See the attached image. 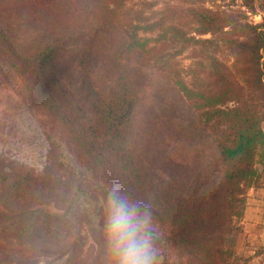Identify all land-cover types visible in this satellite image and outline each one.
<instances>
[{"label": "trees", "instance_id": "trees-1", "mask_svg": "<svg viewBox=\"0 0 264 264\" xmlns=\"http://www.w3.org/2000/svg\"><path fill=\"white\" fill-rule=\"evenodd\" d=\"M99 1L113 4L112 14L124 36L119 44L108 48L114 68L112 78L115 76L110 86L99 84L86 66V57H80L82 84L96 116L97 126L91 132L70 117L69 103L57 95L54 85L63 83L64 76L56 61L59 45L72 43L79 47L83 37L77 31L78 26L88 25L93 30L95 14L82 9L71 13L69 9L76 0H0L1 16L27 17L41 23L51 34L49 40H41L31 51L23 53L0 21V48L6 55H15L10 62L17 73L28 74L32 97L40 108L54 115L68 139L71 153L86 175L97 180L100 187H95L96 190L106 195L107 183L120 184L124 191L145 198L160 221L170 226L169 238L181 250L195 252L203 264H215V260L217 264H229L227 256L233 251L223 245L227 236H236L238 226L232 222L244 216L247 192L258 186L261 177L258 164L264 166V24H251L231 14L221 15L196 6L205 0L168 3L167 9L160 11L163 16L159 19L148 13L151 5L148 1H137L140 8H135L132 0ZM181 2L190 5L185 9ZM192 26L194 30L190 31ZM208 32L217 38L198 37ZM108 34V38L112 37ZM191 43L215 47L224 44L232 62L229 64L218 55H209L204 60L194 55L193 63L184 68L176 54ZM134 50L170 77L194 112L215 127L213 133L224 163L217 206L216 195L212 196L210 185L202 180L201 169L188 187L172 194L173 198L166 199V203L152 199V185L127 131L137 100L132 68L128 65ZM97 130L102 139H98ZM60 151L58 164L70 172L65 192L60 195L64 207L60 212L35 207L33 199L42 192L38 190L34 196L29 192L30 177L15 179L2 191L5 209H0V241L31 250L68 248L66 264H78L83 252L80 233L84 226L100 234L96 241L98 254L99 257L106 254L98 222L101 210L96 205L99 201L92 200L94 193L82 187L83 178L77 170H71L69 159ZM0 179L6 183L9 176L0 173ZM209 196L213 199H207ZM97 261L91 264H98Z\"/></svg>", "mask_w": 264, "mask_h": 264}, {"label": "rangeland", "instance_id": "rangeland-1", "mask_svg": "<svg viewBox=\"0 0 264 264\" xmlns=\"http://www.w3.org/2000/svg\"><path fill=\"white\" fill-rule=\"evenodd\" d=\"M132 1L136 4L135 8H140L141 4L137 1L143 0ZM144 1L151 3V8L147 11L153 19L163 16L160 11H165L168 3L180 4L179 0ZM104 3L99 0H81L79 3L76 0L75 5L69 9L70 12L82 9L95 14L94 29L88 25H79L77 31H81L83 37L80 46L76 47L72 43L59 45L56 53V61L60 64L59 70L64 73L62 79L65 84L64 86L62 82L55 83L56 93L68 101L67 110L70 117L84 124L85 129L90 132L96 129V116L90 97L82 84L84 76L83 67L79 64L80 57H86V66L90 68L92 77L99 84L110 86L115 76L112 78L114 68L108 58V48L119 44L121 36H124L112 14L113 4ZM181 5L186 9L190 3L181 2ZM196 6L221 15L231 14L251 24H264V0H205ZM175 20L176 18L171 21ZM0 21L14 39L18 50L23 53L31 51L41 40L50 39L51 34L46 27L27 17L0 15ZM193 27L190 31L194 30ZM108 33H111L112 37L108 38ZM198 37L217 38L210 32L199 34ZM176 49L179 47L174 51ZM141 55L140 51L134 50L128 64L132 68V82L137 92V100L127 131L133 147L135 144L134 152L142 161L145 176L152 185V199L158 203H166V199L173 198L172 194L175 195L177 191L188 187L197 170L201 169L204 174L202 180L210 185L212 196L216 195L217 206L218 190L223 182L224 163L213 133L215 127L194 112L170 77L162 74L154 62ZM194 55L203 60L209 55H218L227 63L232 62L224 44L215 47L209 43H191L176 54V59L184 68H188L195 59ZM13 57L15 55H6L5 50L0 48V173L9 176L6 183H1L0 179V209H5L1 198L3 189L19 177H30L29 192H32L33 196L38 190L42 192L39 198L33 199L35 207L60 212L65 205L60 195L65 192L64 187L68 185L70 176L67 167L65 169L58 164L62 149V154L71 163V170H77L83 178L82 187L94 193L92 200L99 201L96 205L100 207L102 214L100 205L106 196L105 193L96 190L95 187H100L97 180H91L90 176L86 175L77 157L71 153L66 142L68 139L60 130V124L54 119V115L52 117L51 113L40 108L35 102L29 91L31 79L28 74L15 71L10 62ZM72 102H75V107ZM97 134L98 139H102L98 130ZM261 167L262 164L259 163L258 168ZM71 173L74 174V171ZM112 185L113 183L109 182L105 187L110 189ZM128 193L145 202V198ZM212 196L207 199H213ZM154 215L161 231L158 241L161 264H203L195 256V252L191 254L181 250L173 239L169 238L170 226L160 221L155 212ZM259 223V220H255L251 226L245 216L233 220L232 224L238 226L237 234L233 238L227 236L228 239L223 245L233 251L231 256H227L229 264H264V229ZM80 235L81 242L84 243L78 264H91L97 259L98 264H108L107 254L104 253L101 257L98 254L96 241L101 237L100 234L93 233L84 226ZM69 251L68 248L31 250L17 244L9 245L1 240L0 264H66Z\"/></svg>", "mask_w": 264, "mask_h": 264}, {"label": "clouds", "instance_id": "clouds-1", "mask_svg": "<svg viewBox=\"0 0 264 264\" xmlns=\"http://www.w3.org/2000/svg\"><path fill=\"white\" fill-rule=\"evenodd\" d=\"M100 206L108 264H161V231L150 205L113 184Z\"/></svg>", "mask_w": 264, "mask_h": 264}, {"label": "crops", "instance_id": "crops-1", "mask_svg": "<svg viewBox=\"0 0 264 264\" xmlns=\"http://www.w3.org/2000/svg\"><path fill=\"white\" fill-rule=\"evenodd\" d=\"M264 128V121L262 124ZM261 177L256 187H251L247 192V203L245 208V220L249 225L253 221L259 220V226L264 229V166L260 168ZM249 221V222H248ZM264 237V232L262 234Z\"/></svg>", "mask_w": 264, "mask_h": 264}]
</instances>
